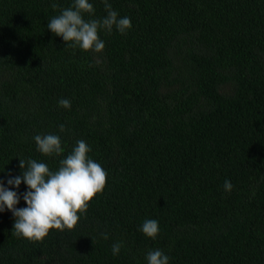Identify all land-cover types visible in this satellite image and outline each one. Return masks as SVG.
Instances as JSON below:
<instances>
[{"label": "trees", "instance_id": "1", "mask_svg": "<svg viewBox=\"0 0 264 264\" xmlns=\"http://www.w3.org/2000/svg\"><path fill=\"white\" fill-rule=\"evenodd\" d=\"M73 3L0 0V181L24 208L27 186L7 180L29 159L55 172L83 140L106 186L43 241L17 238L0 212V264H148L156 249L169 264H264V0H108L132 27L98 29L99 53L47 28ZM89 3L85 21L107 15ZM47 134L60 156L37 151Z\"/></svg>", "mask_w": 264, "mask_h": 264}, {"label": "clouds", "instance_id": "2", "mask_svg": "<svg viewBox=\"0 0 264 264\" xmlns=\"http://www.w3.org/2000/svg\"><path fill=\"white\" fill-rule=\"evenodd\" d=\"M103 2L107 15L102 20L85 21L83 14H93V5L89 0H74L70 7L62 9L60 15L49 20L47 28L54 35L62 37L68 47L99 53L105 44L98 37V29L111 33L115 27L123 35L132 27L130 18H118V13L108 0ZM57 7V4H52L53 9ZM59 106L68 109L71 102L60 99ZM59 130L64 132L65 126L61 124ZM34 140L37 151L44 156H60L64 152L58 135H36ZM90 150L85 141L78 140L72 152L59 161L60 167L55 172L35 159H29L27 167L25 161L19 159V167H26V170L22 171L21 176L10 177L7 184L19 188L23 182L27 186V191L23 193L27 206L17 208L20 196L16 191L4 187L3 181H0V212L7 209L15 217L13 235L38 242L43 241L50 230L71 231L75 228L80 215L86 213L89 203L103 192L107 182L106 171L87 156ZM232 187L231 182L225 180V191L230 192ZM140 230L146 237L155 239L159 232L158 221L145 220ZM101 237L107 240L108 234L101 233ZM122 247V242L114 243L112 254L118 255ZM146 259L148 264H169L170 258L156 249L148 252Z\"/></svg>", "mask_w": 264, "mask_h": 264}]
</instances>
